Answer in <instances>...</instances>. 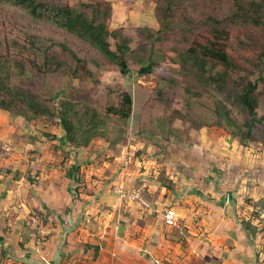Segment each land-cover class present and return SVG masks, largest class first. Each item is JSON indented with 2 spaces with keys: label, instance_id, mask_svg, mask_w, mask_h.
Wrapping results in <instances>:
<instances>
[{
  "label": "rangeland",
  "instance_id": "374dc122",
  "mask_svg": "<svg viewBox=\"0 0 264 264\" xmlns=\"http://www.w3.org/2000/svg\"><path fill=\"white\" fill-rule=\"evenodd\" d=\"M90 1L68 0L55 3L78 6L80 2ZM96 1H104L110 5V17L107 20L109 29H121L130 39L128 75L122 76L115 65L108 64L89 44L54 23L34 20L19 7L0 4V42L10 40L13 45L18 44L27 57V48L23 42L29 36H39L40 44L48 45L51 40L65 43L80 60L75 73L74 61L64 56L59 58L64 63L63 69L54 73L32 72L26 63L22 67L23 74H18L21 68L12 69V84L35 95L39 101H44L52 112H56L55 108L62 100H67L77 106L80 117L88 106L104 114L107 106L119 105L123 92L129 93L133 105L124 130L130 138L139 137L146 142L145 145L136 144L141 149L138 150L137 157L133 153L129 167L131 170L133 167H140L141 172H148L151 176L159 174L157 179H161L169 188L180 185L182 193L193 195L202 201L230 199L234 202L232 209L239 211L238 218L244 212L242 217L253 215L254 202L260 204L264 200V143L254 142L243 147L221 128H198L201 123L213 121L209 109L220 101L227 104L231 116L238 122L245 121L247 116L213 89L205 90L200 99L188 95L186 88L193 89L194 86L189 77L181 74L176 56L189 46L194 37L207 34L208 17L222 21L221 26L229 30L231 37L228 53L238 60H256L264 47V32L229 21L235 10L233 0ZM161 22L167 23L165 29ZM151 52L167 57H159L150 74L140 75L139 70L147 64ZM0 56L5 60V65H13L15 58L9 57L5 48ZM30 57L32 58L31 54ZM20 60L25 63L23 59ZM38 63L42 64V60L38 59ZM260 92L263 95L259 115L264 112V89L261 86ZM233 95L235 94H232V98ZM16 115L15 112L0 111V123L3 124L0 127V164L3 159L10 158L7 155L12 154V163L18 166L33 157L29 151L36 149L39 143L44 142L42 146L46 144L47 140H42L35 147L29 145L27 149L19 150L18 146L24 139L29 140L27 135L30 133L60 137L63 134L56 117L39 118L42 122L28 126ZM116 127H119V123L111 124L105 132L107 141L113 137ZM46 129L50 133H46ZM262 129L264 131V127ZM57 141L60 142V139ZM105 143L106 139L96 137L90 142L91 149L84 155L87 157L76 159L78 164L87 162V174L93 172L94 168L102 167L105 162L104 157L98 156ZM106 155H109V160L111 153ZM135 160L141 162V165L135 166ZM39 164L40 161H37L31 165L38 168ZM120 164L117 161L114 166ZM154 170L156 171L152 173ZM77 180L82 184V181ZM172 180L176 181L173 183ZM255 224L259 230L252 241L263 249L264 222Z\"/></svg>",
  "mask_w": 264,
  "mask_h": 264
},
{
  "label": "crops",
  "instance_id": "0c3cea01",
  "mask_svg": "<svg viewBox=\"0 0 264 264\" xmlns=\"http://www.w3.org/2000/svg\"><path fill=\"white\" fill-rule=\"evenodd\" d=\"M30 135L19 150L47 140ZM53 141L39 143L18 166L12 154L0 164V264H264V248L242 228L245 212L238 218L230 199L202 201L180 185L169 188L159 174L131 170L141 149L136 144L92 167L77 188ZM84 155L78 151V158ZM169 211L173 226L164 222Z\"/></svg>",
  "mask_w": 264,
  "mask_h": 264
},
{
  "label": "trees",
  "instance_id": "16d2710c",
  "mask_svg": "<svg viewBox=\"0 0 264 264\" xmlns=\"http://www.w3.org/2000/svg\"><path fill=\"white\" fill-rule=\"evenodd\" d=\"M55 1L68 0H0V4L19 7L34 20L54 23L89 44L108 64L115 65L122 76L130 73L128 65V56L131 53L130 39L121 29H109L107 24L110 17L109 4L104 1L91 0L85 3L80 2L78 6H71L68 3L61 4L60 2L55 3ZM233 1L235 10L231 13L229 21L235 25H247L264 32V0ZM206 22V25L209 26L207 34H199L194 37L189 46L176 56L181 74L189 77L194 86L193 89L186 88V93L200 99L205 90L213 89L224 96L225 101L234 103L247 116V119L238 122L231 116L227 104L220 101L214 108L209 109L213 121L201 123L198 128H221L232 138L237 139L238 144L243 147L254 142L264 143L262 129L264 127V112L261 115L258 114L263 95L260 92V86L264 89V47L258 53L256 60L233 58L228 53V43L231 37L229 30L221 26L222 21L211 17H208ZM162 26L165 29L167 23L165 22ZM40 38L39 36H29L23 42L27 48V57L18 44L13 45L10 40L0 42V53L5 48L6 54L15 58L13 65L7 66L5 60L0 56V110L9 113L15 112L16 116L28 126L35 122H42L39 118L56 117L58 125L63 129V136H47L46 134L38 136L31 133L30 138L33 141L40 140V137L47 140H56L60 137L61 140L55 148L61 153L62 164L67 165V167L63 165L66 168V178L76 183L79 188L86 182V169L89 165L87 162L82 164L76 162L78 151H89L91 149L90 142L93 139L101 137L106 139V143L109 144L105 143L101 146L102 152L98 154V156L104 157V161L107 163H112L120 157L125 151L124 148H127L129 144L145 145L146 142L139 137L130 138L131 136H128L124 130L131 116L133 105L132 97L127 92L121 94L118 106H107L104 114H100L94 107L88 106L87 111H84L80 117L77 106L67 100H62L55 108L56 112H52L44 101H39L35 95L12 84V69L21 68L18 74H23L22 67L26 63L32 72L54 73L63 69L64 63L59 58L64 56L74 61L73 72L78 70L77 65L80 60L65 43L51 40L48 45L40 44ZM158 55L160 54L151 52L147 64L139 70L140 75L150 74L153 66L158 62V58L167 57ZM20 59H23L25 63ZM38 59L42 60V64L38 63ZM232 94H235L233 98ZM79 120L82 122L80 123ZM117 123H119V127L114 128L113 137L107 141L105 132L109 130L111 124ZM45 131L50 133V130L46 129ZM51 133L53 134V132ZM261 136L262 138H260ZM107 153H111L109 160H107L109 157L106 155ZM77 179L82 181V184L78 183ZM252 207L254 214L241 220V225L250 236H255L259 230L255 222H264V200L260 204L254 202ZM31 230L36 232L37 226Z\"/></svg>",
  "mask_w": 264,
  "mask_h": 264
},
{
  "label": "built area",
  "instance_id": "2783aa9c",
  "mask_svg": "<svg viewBox=\"0 0 264 264\" xmlns=\"http://www.w3.org/2000/svg\"><path fill=\"white\" fill-rule=\"evenodd\" d=\"M137 193H138V191L137 192H133L135 197H137ZM164 222H165L166 225H169V226H173L175 224V217H174V214L171 211H169L165 215ZM200 264H213V263L209 262V261H202Z\"/></svg>",
  "mask_w": 264,
  "mask_h": 264
}]
</instances>
